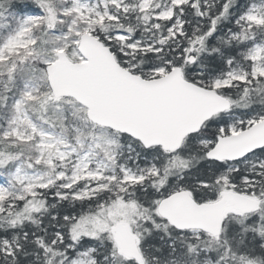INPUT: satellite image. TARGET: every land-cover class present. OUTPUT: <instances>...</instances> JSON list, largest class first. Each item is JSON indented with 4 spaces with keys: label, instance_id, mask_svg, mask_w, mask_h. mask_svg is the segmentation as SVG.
Returning <instances> with one entry per match:
<instances>
[{
    "label": "snow or ice",
    "instance_id": "obj_1",
    "mask_svg": "<svg viewBox=\"0 0 264 264\" xmlns=\"http://www.w3.org/2000/svg\"><path fill=\"white\" fill-rule=\"evenodd\" d=\"M0 264H264V0H0Z\"/></svg>",
    "mask_w": 264,
    "mask_h": 264
}]
</instances>
